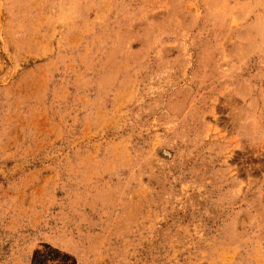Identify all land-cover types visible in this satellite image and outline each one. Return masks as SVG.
<instances>
[{
	"label": "rangeland",
	"instance_id": "obj_1",
	"mask_svg": "<svg viewBox=\"0 0 264 264\" xmlns=\"http://www.w3.org/2000/svg\"><path fill=\"white\" fill-rule=\"evenodd\" d=\"M0 264H264V0H0Z\"/></svg>",
	"mask_w": 264,
	"mask_h": 264
}]
</instances>
